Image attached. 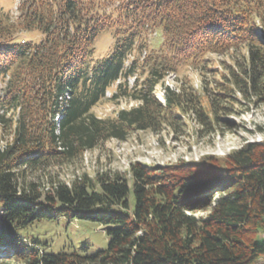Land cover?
I'll use <instances>...</instances> for the list:
<instances>
[{"label": "trees", "instance_id": "obj_1", "mask_svg": "<svg viewBox=\"0 0 264 264\" xmlns=\"http://www.w3.org/2000/svg\"><path fill=\"white\" fill-rule=\"evenodd\" d=\"M16 11L0 8V135L7 136L0 143V259L264 264V140L199 162L83 173L45 192L20 177L22 168L73 160L107 139L168 121L185 108L184 93L166 86L162 104L156 87L185 65L201 67L206 54L245 48L235 83L264 97V0H20ZM34 29L40 42L17 39ZM107 31L113 49L90 66L94 43ZM153 32L160 39L151 47ZM119 78L112 100L139 104L98 117L93 108ZM216 196L206 216L196 215ZM58 217L103 224L107 247L46 253L19 234Z\"/></svg>", "mask_w": 264, "mask_h": 264}, {"label": "rangeland", "instance_id": "obj_2", "mask_svg": "<svg viewBox=\"0 0 264 264\" xmlns=\"http://www.w3.org/2000/svg\"><path fill=\"white\" fill-rule=\"evenodd\" d=\"M18 4L19 0H0V8L12 15L17 14ZM42 38L43 34L35 29L17 36L18 40L35 43ZM148 39L153 47L155 39L160 37L153 32ZM114 42L111 32L102 33L94 43L90 66L107 57ZM243 57H247L245 48L210 53L206 54L201 67L185 65L178 73L169 74L156 89V97L164 104V86H168L171 91L184 93L186 106L174 111L175 115L168 121L159 122L154 128L133 130L125 140L107 139L73 160L56 159L22 168L20 177L35 183L45 192L58 181L71 183L83 173L91 177L110 171L128 174L135 162L158 167L199 162L208 155L225 157L247 143L263 141L264 97L251 90L242 91L244 86L237 85L234 80L233 71H241ZM122 101H101L93 111L98 116H111L121 107L139 104L132 100ZM5 140L7 136L0 135V143ZM216 198L204 210H198L196 215L206 216ZM105 229L97 221L58 217L36 220L19 234L26 240L35 241L46 253L81 246H87L94 252L107 247L109 238ZM0 264L23 263L3 258Z\"/></svg>", "mask_w": 264, "mask_h": 264}]
</instances>
